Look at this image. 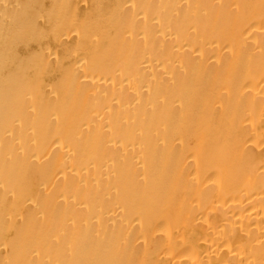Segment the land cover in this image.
<instances>
[{"label":"bare ground","instance_id":"obj_1","mask_svg":"<svg viewBox=\"0 0 264 264\" xmlns=\"http://www.w3.org/2000/svg\"><path fill=\"white\" fill-rule=\"evenodd\" d=\"M0 264H264V0H0Z\"/></svg>","mask_w":264,"mask_h":264}]
</instances>
